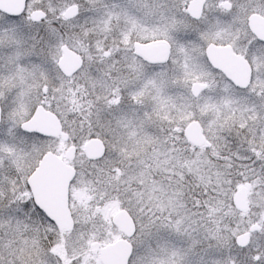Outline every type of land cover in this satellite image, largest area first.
Wrapping results in <instances>:
<instances>
[{
  "label": "snow or ice",
  "instance_id": "1",
  "mask_svg": "<svg viewBox=\"0 0 264 264\" xmlns=\"http://www.w3.org/2000/svg\"><path fill=\"white\" fill-rule=\"evenodd\" d=\"M0 264H264V0H0Z\"/></svg>",
  "mask_w": 264,
  "mask_h": 264
}]
</instances>
